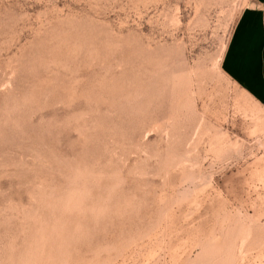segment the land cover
<instances>
[{"label":"rangeland","instance_id":"rangeland-1","mask_svg":"<svg viewBox=\"0 0 264 264\" xmlns=\"http://www.w3.org/2000/svg\"><path fill=\"white\" fill-rule=\"evenodd\" d=\"M248 4L0 0V264H264Z\"/></svg>","mask_w":264,"mask_h":264},{"label":"crops","instance_id":"crops-1","mask_svg":"<svg viewBox=\"0 0 264 264\" xmlns=\"http://www.w3.org/2000/svg\"><path fill=\"white\" fill-rule=\"evenodd\" d=\"M221 65L228 78L264 109V0H249L239 13Z\"/></svg>","mask_w":264,"mask_h":264}]
</instances>
